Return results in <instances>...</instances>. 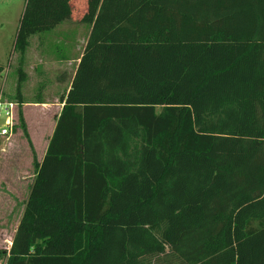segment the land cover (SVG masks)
<instances>
[{
	"label": "trees",
	"instance_id": "1",
	"mask_svg": "<svg viewBox=\"0 0 264 264\" xmlns=\"http://www.w3.org/2000/svg\"><path fill=\"white\" fill-rule=\"evenodd\" d=\"M39 1L92 30L5 264H264V0Z\"/></svg>",
	"mask_w": 264,
	"mask_h": 264
},
{
	"label": "rangeland",
	"instance_id": "2",
	"mask_svg": "<svg viewBox=\"0 0 264 264\" xmlns=\"http://www.w3.org/2000/svg\"><path fill=\"white\" fill-rule=\"evenodd\" d=\"M82 2L83 0H76L79 9L83 8ZM28 3L29 0H0V89L4 90L7 99L15 102H18L17 97L20 94H25L24 80L21 79V70L24 71L25 61L22 57L25 54L22 55L21 51L17 50L16 42L22 27L21 20H25L27 17L26 22L29 23L32 16L31 13L27 14ZM32 3L34 9L40 1L32 0ZM80 15L82 16V13ZM68 20L69 18L58 23L60 27L57 29V33L43 34L44 32H40V27H38L24 41L25 53L28 48L34 51L41 41L45 53L69 56L74 59L81 57L87 45L92 25L82 22L80 23L81 26H78L76 22L73 23V21ZM70 68L71 66L69 69L65 68L67 75L71 74ZM67 77L64 80L63 88L69 82ZM61 93L62 90L55 94L58 100ZM27 94L29 100L33 96V92L30 91ZM17 116L16 126L13 128L14 134L16 133L15 136L13 138L11 136L0 138V233L5 232L8 235L13 234L19 223V221L10 220L14 215H10L9 219L6 215L11 197H15L14 192L17 187H21L19 190L22 197H28L37 175L36 163H41L45 153L44 149H46V142L43 140L46 130L39 131L40 133L33 132L30 135L27 127L28 138L20 124V111H18ZM3 125L4 117L1 116L0 129ZM23 204L17 208L20 216L26 208V205L23 206Z\"/></svg>",
	"mask_w": 264,
	"mask_h": 264
},
{
	"label": "crops",
	"instance_id": "3",
	"mask_svg": "<svg viewBox=\"0 0 264 264\" xmlns=\"http://www.w3.org/2000/svg\"><path fill=\"white\" fill-rule=\"evenodd\" d=\"M70 20L73 21V23L76 22L78 26H81L80 23L82 22H80V20L70 18L68 21ZM59 27L60 25L56 26L53 30L44 32L43 34L57 33V29H59ZM81 57L74 59L70 58L69 56L45 53L41 41L34 51L31 50V48H28L25 56H23L25 61L23 65L24 77L22 79L24 80L23 88H25V94H20L17 97V101L20 104L18 111L23 113V117L30 135H32L33 132L40 133L39 131H44V129L46 130V133L43 137V140L46 142V149H44L45 153L43 158L49 146L50 139L52 138L55 131L57 118L59 117L64 106L61 101V97L67 94L71 89ZM69 66H71V74L67 75L65 68L69 69ZM66 77L69 79V82L66 87L63 88V83ZM61 90L62 93L58 100L55 94L61 92ZM30 91L31 93L33 92V96L28 100L27 93ZM51 93L53 94L51 95ZM15 134L13 131L11 138H13ZM20 188L21 187H17V190L14 192L15 197H11L12 199L9 203V210L6 213L8 219L10 218V215H14L10 220L19 221V223L15 227L12 235H8L5 232L0 233V250L2 251L3 249L2 256H0V264H3V262L5 264L9 257L13 238L25 212L23 211L22 215L20 216L19 210H17V208L23 203V206H25L29 199L31 188L27 198H24L25 196H21L19 190Z\"/></svg>",
	"mask_w": 264,
	"mask_h": 264
},
{
	"label": "built area",
	"instance_id": "4",
	"mask_svg": "<svg viewBox=\"0 0 264 264\" xmlns=\"http://www.w3.org/2000/svg\"><path fill=\"white\" fill-rule=\"evenodd\" d=\"M20 104L6 98L3 89H0V117H4V125L0 129V136H11L16 126Z\"/></svg>",
	"mask_w": 264,
	"mask_h": 264
}]
</instances>
